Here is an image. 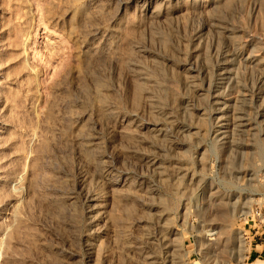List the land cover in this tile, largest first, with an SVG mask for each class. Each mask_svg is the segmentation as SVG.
I'll use <instances>...</instances> for the list:
<instances>
[{"label":"rangeland","instance_id":"obj_1","mask_svg":"<svg viewBox=\"0 0 264 264\" xmlns=\"http://www.w3.org/2000/svg\"><path fill=\"white\" fill-rule=\"evenodd\" d=\"M252 2L244 0L240 14H232L242 31L236 42L261 35L264 46V19L252 18ZM142 16L136 0H0V264H170V253H178L179 264H264V134L250 137L254 149L244 154L218 147L214 114H194L197 102L202 109L212 99L195 96L181 70L194 57L189 46L199 24H173L174 36L171 30L163 41L140 25ZM132 40L179 68L159 70ZM138 59L171 80L174 95L159 93L178 110L180 127L198 126L191 136L180 130L177 144L165 150L164 177L149 169L133 136L120 133L127 117L148 110L145 86L130 70ZM200 85L205 94L209 79ZM81 135L98 143L86 163L74 151ZM102 168L113 183L104 181L99 191L113 212L91 249L90 189ZM239 169L255 179H238ZM129 191L141 199H126ZM158 211L169 216L162 243L149 238L159 233Z\"/></svg>","mask_w":264,"mask_h":264},{"label":"bare ground","instance_id":"obj_2","mask_svg":"<svg viewBox=\"0 0 264 264\" xmlns=\"http://www.w3.org/2000/svg\"><path fill=\"white\" fill-rule=\"evenodd\" d=\"M136 1L140 2V10L143 14V16L141 17L140 25L143 26V28H145L146 31L149 34H151L152 37L154 35L156 37L158 36L159 38L161 36L162 37L164 36L162 40L165 41L167 39L165 35H169L168 33L169 31L171 32V30L172 33L170 35L172 36L170 35L169 36L173 37L174 36L173 35L174 30L172 29L173 26L176 24V26L178 27V25L182 23V21L185 19H189L199 24V26H197L198 27L197 30L194 29L196 30V34L193 35L194 38L192 37L193 47L189 46V48L191 47V49L194 52L193 54L194 57L192 60L188 61L187 63L185 62L182 63L183 67L181 68V70L184 73L183 74L184 82L187 84V87L189 85L190 86L189 89L192 88L194 90L193 92H197L195 96H197L198 94L199 98L201 96L202 99L204 97L206 99L211 98L212 100L210 101H212L211 104L213 106L206 108L202 107V109H200L198 108L199 102H197L198 103L197 109L192 108L193 105L192 100H186L188 101L186 105L191 108L189 110L195 112V110L193 109H196L197 112L194 114L195 115L198 114L201 117V119L206 116L208 111L214 114L213 118L211 117L214 120L212 133L214 136L213 137L214 143L218 147L225 148L230 151L236 150L240 152L242 150L241 151L242 154L246 153L243 152L244 150L245 151L247 150L246 148L251 147L254 149L253 145L255 144V142L253 143L250 137H253V141H254L259 134L262 133L264 134V46L259 42L261 35L259 37H257V35L256 36L248 35V40L245 41L244 43L242 42L241 44H239L236 42V37L238 36L237 34L241 31V29L235 26V24L232 22L233 20L232 18H234L232 16L234 14L235 15L240 14L238 10H240L241 8L239 9L237 8L238 5L240 4L242 5L244 0H136ZM232 5H234L233 9L235 11L231 10ZM251 8L252 9L250 15L252 16V18H254L256 22H258L259 20L262 21L264 19V0H253ZM184 23H188L187 20ZM169 36L167 37L170 38ZM177 39H179V36L177 37ZM172 40L173 39L171 38L169 41ZM177 42H180L181 44L182 40H179ZM186 43L185 46H187ZM118 44H120V41ZM129 44L134 45L136 48H138L139 52L143 55L144 58H146L143 60H147V58L150 57L151 59L153 58L154 62L158 64L156 65L157 68H159V70L161 69L163 72L166 71L169 72L170 74V71L168 69L170 68L172 70L171 68L172 65L176 67L178 66V63L173 61L172 58L162 57L160 53H156L154 50L152 51L146 46L141 45L139 42H137V40L136 41L132 40L130 41ZM188 44L191 45L192 42L191 44L190 43ZM138 50L136 52H138ZM112 54H114L113 56H115V58H112V60L113 59L116 60V57L117 59H119L117 53L112 52ZM143 60L138 59L132 62L130 70L133 76L136 77L139 81H141V83L145 86L144 100L146 101V105H147L146 107L148 110L145 109V111L142 113L141 112L132 113L129 116L130 120L127 117L128 120H126V123L127 121H130L131 123H128L129 125L125 123L124 125L125 127L120 128V133L124 137L126 135L127 138L128 136L129 137L133 136L132 139H135L136 141L134 145H137V147L135 148H137L136 149L137 152H142L141 154L145 156L146 164L148 165L149 169L155 174L163 176L165 175L164 173L166 170L163 161L165 150L175 145L176 142H174L173 139L175 138L177 133H179L180 130L183 129V131L188 132V136H191L189 134L192 132L197 134L199 133L197 128L198 126L195 125L194 123H191L188 126V128L185 126H184L185 128L180 127L179 121L176 119V114L178 110L176 109V107L172 105H168L166 99H164V97L161 96V93H159V89H166L167 92L168 91L170 92L169 90L170 89L169 86H171V83H169L170 79L167 76L163 77V75L162 77L156 76L155 74L156 72L154 71H156L157 69L153 71L148 66L149 64H147ZM161 64L164 67L161 66ZM156 66L154 68H156ZM176 67L174 69H176ZM174 71H177V69ZM174 71H172V73ZM171 78L173 77L171 76ZM206 78L209 79V85L207 91H205V94L204 93L202 94L201 92L204 90L201 89L202 87L200 83H202L204 79L206 80ZM169 92H168L169 95L173 94ZM197 98L198 97H196L195 99ZM202 104H204V102ZM186 105L185 108L187 109ZM195 105L193 107H195ZM83 132L86 133V131ZM95 145H98V143L97 144L93 143L92 140H90V138L87 137V135H81L76 138V145L74 146V151L80 157V160L85 162L86 156L92 153L94 150H96ZM251 148L250 150H247V152L251 151L252 150ZM198 154L197 156H199ZM201 157L203 158V156ZM99 171L100 173H97L98 175L94 177L93 182L91 183L92 188L90 189L91 201L93 203V204L91 203L92 205L89 206L91 208L90 211L92 212L91 222H90L92 234H90L91 237L87 239L86 245L91 249H95L98 246L100 237L104 233H106V229H105L107 224L106 222H108L107 221L108 217L113 212L112 211L110 213L111 207L109 205L111 204H109L107 200L104 201L103 195L101 194V191H99L100 186L102 183H104V181L106 183L107 181L113 183V180L112 178H110V175L107 174L106 169L102 168ZM235 175L238 179L249 176L250 179L253 180L256 177V174L253 171H247L246 169H242V170L239 169L238 171H236ZM184 176L188 178L189 182H193L194 176L191 175L190 178V172L188 170L185 172ZM84 177L85 179L88 178V172L84 173ZM90 177H92V174ZM214 191L215 189L212 187L210 189V193ZM121 197H123V195ZM235 197L237 198V194L235 195ZM125 198L130 200L141 199L137 194V192L135 191H129L126 194ZM246 203L247 202L244 201L243 204L244 207L241 209L240 213H246V209H247L245 207V205H247ZM156 213L158 218L155 226L157 230H159L158 231L159 233L155 231L156 233L155 232L152 233L154 235L150 234L149 238L153 240L155 243H162L165 240H164V235L161 233L164 231L161 230L162 228H164V226H166V222L169 216L165 211H158ZM173 232L175 233V231ZM152 244L154 245V243ZM170 254H172L170 264H179L181 260H179L177 256L178 253L177 254L170 253Z\"/></svg>","mask_w":264,"mask_h":264},{"label":"built area","instance_id":"obj_3","mask_svg":"<svg viewBox=\"0 0 264 264\" xmlns=\"http://www.w3.org/2000/svg\"><path fill=\"white\" fill-rule=\"evenodd\" d=\"M258 217L261 218V214H258Z\"/></svg>","mask_w":264,"mask_h":264}]
</instances>
